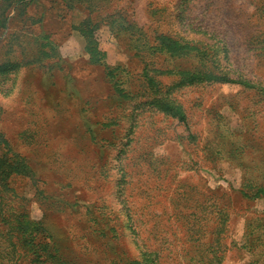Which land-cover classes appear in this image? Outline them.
Here are the masks:
<instances>
[{
  "label": "rangeland",
  "instance_id": "rangeland-1",
  "mask_svg": "<svg viewBox=\"0 0 264 264\" xmlns=\"http://www.w3.org/2000/svg\"><path fill=\"white\" fill-rule=\"evenodd\" d=\"M30 15L0 38V264H264V0Z\"/></svg>",
  "mask_w": 264,
  "mask_h": 264
},
{
  "label": "crops",
  "instance_id": "crops-1",
  "mask_svg": "<svg viewBox=\"0 0 264 264\" xmlns=\"http://www.w3.org/2000/svg\"><path fill=\"white\" fill-rule=\"evenodd\" d=\"M38 1L39 0H0V38L14 36L18 33L17 30L22 28V25L24 31H26L28 27H31L30 24L26 25L29 19L34 21L31 15L27 16V8L29 5L33 3L35 4V2ZM15 7H19V11L16 12L14 10ZM50 7H52V5ZM7 14H9V17H7L8 19L5 21L4 18ZM13 15H16V17L13 18ZM73 36L74 34L72 37ZM72 37L70 36V39ZM97 63L100 66L103 64L101 61H98Z\"/></svg>",
  "mask_w": 264,
  "mask_h": 264
},
{
  "label": "trees",
  "instance_id": "trees-1",
  "mask_svg": "<svg viewBox=\"0 0 264 264\" xmlns=\"http://www.w3.org/2000/svg\"><path fill=\"white\" fill-rule=\"evenodd\" d=\"M12 6V5H11ZM17 15V14H16ZM16 15H13V18H15L16 17ZM7 17H9V14H7V16H5V21H7ZM88 48V50L90 51V53H91V55H90V60L91 61H94V62H98V61H101V63H103L104 62V59L102 58V56H101V51H98V50H96V47H91V46H87ZM5 66L6 65H4V64H2V65H0V72L2 71V70H5ZM179 114H180V119L182 120V121H184L185 122V124H187V121H186V118H185V115L183 114V112L181 111V110H179ZM5 160H4V157L2 156V157H0V162H4Z\"/></svg>",
  "mask_w": 264,
  "mask_h": 264
}]
</instances>
